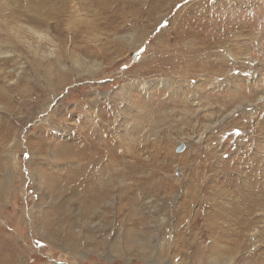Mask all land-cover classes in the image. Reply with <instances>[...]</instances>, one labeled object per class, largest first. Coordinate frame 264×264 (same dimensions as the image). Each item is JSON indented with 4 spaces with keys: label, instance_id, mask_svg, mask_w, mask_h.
Masks as SVG:
<instances>
[{
    "label": "rangeland",
    "instance_id": "obj_1",
    "mask_svg": "<svg viewBox=\"0 0 264 264\" xmlns=\"http://www.w3.org/2000/svg\"><path fill=\"white\" fill-rule=\"evenodd\" d=\"M0 18L9 263L264 264V0H0ZM237 20L257 35L231 60ZM109 162L113 194L84 211Z\"/></svg>",
    "mask_w": 264,
    "mask_h": 264
},
{
    "label": "bare ground",
    "instance_id": "obj_2",
    "mask_svg": "<svg viewBox=\"0 0 264 264\" xmlns=\"http://www.w3.org/2000/svg\"><path fill=\"white\" fill-rule=\"evenodd\" d=\"M122 1V3L123 4H130V3H132L133 2V0H121ZM209 22V21H208ZM250 24L251 22H243V21H234L233 22V25H232V28H231V25L228 27V30L227 31H224V32H221L222 34H223V37L221 38V40L219 41V43H222V44H227L228 43V46H229V48H227L226 47V50H228V52L230 53L229 54V56H231V60H235V59H238L239 57L237 56V54L232 50V48H231V46L229 45V43H231V37L232 36H236V35H240L241 37L240 38H238L237 40H234V41H232V42H234V43H236L237 45L239 44V45H245V43L246 42H251V40H252V37L253 36H256L257 34L255 33V30L256 29H254V28H252V27H248V24ZM230 24H232V23H230ZM254 24V23H253ZM254 26V25H253ZM239 27H241L240 29H239ZM251 28V29H250ZM238 29H239V31H238ZM244 29V30H243ZM193 30V29H192ZM259 30V29H258ZM36 31V30H35ZM223 31V30H222ZM261 32V31H260ZM176 33V32H175ZM184 33V32H183ZM2 34H3V27H2V20H1V18H0V60L2 61L3 60V58L5 57V55L6 54H8L7 53V50H5V49H3V45H4V41L2 40L4 37L2 36ZM187 33H185V34H180V33H177L176 35H175V38H177V41H178V43H182V38H183V36L184 35H186ZM220 34V33H219ZM132 36H133V34L131 33V34H129L128 36H125V37H127V38H129V39H131L132 40ZM191 37V36H190ZM244 37V38H243ZM42 38V37H41ZM123 38V37H122ZM188 38V37H187ZM193 38V37H192ZM184 39H186L185 37H184ZM219 39V38H218ZM165 40V39H164ZM191 38L188 40V46H190V48L192 49V48H194V47H192L193 46V44H194V42H192L191 43ZM194 40H196V39H194ZM240 40H242V41H244L245 43H242ZM108 41V40H107ZM185 42V41H184ZM196 43H197V41H196ZM196 43L194 44V45H196ZM246 44H248V43H246ZM161 45V44H160ZM175 46V45H174ZM200 46V45H199ZM201 46H202V44H201ZM159 47V46H158ZM196 47H197V45H196ZM247 47V46H246ZM178 48H180V49H178V51H180V52H183L182 50H184V49H182V46H179ZM200 48V47H199ZM198 49V48H197ZM166 50V49H165ZM187 50V49H186ZM101 51V50H100ZM99 51V52H100ZM184 52H186V51H184ZM191 52V51H190ZM189 52V53H190ZM98 53V52H97ZM169 55V54H168ZM188 55V54H187ZM209 55V54H208ZM217 56V54H214V57H215V67H218V66H223V64H222V61H221V57L219 58V57H216ZM222 56V55H221ZM188 57H189V55H188ZM190 57H191V55H190ZM166 58V57H165ZM169 58V57H168ZM195 58V57H194ZM172 59H173V57H172ZM244 59H246V57L244 58ZM248 59V58H247ZM165 60V59H164ZM163 60V61H164ZM186 60H187V58H186ZM189 60V59H188ZM187 60V61H188ZM0 61V62H1ZM163 61H162V64H163ZM176 61V60H175ZM204 61H205V63H206V65H204ZM202 63L203 64H201V67H203V68H205V69H208L209 68V66H208V63H213V59H211V58H204L203 60H202ZM178 64V63H177ZM186 64H188L187 62H186ZM214 64V63H213ZM176 67V66H175ZM213 67H214V65H213ZM89 68V67H88ZM210 69H211V67H210ZM222 69V68H221ZM6 75L4 74V70H3V68L2 67H0V97L4 94V92H5V84H4V79L6 78L5 77ZM56 78H58V79H60V76L59 75H57V77ZM14 82V81H13ZM250 89V88H249ZM200 94V93H199ZM201 95V94H200ZM253 97V96H252ZM202 100V99H201ZM114 142V141H113ZM112 142V143H113ZM31 154H34V150H33V148H32V146H31ZM107 149V148H106ZM95 151V150H94ZM69 152V151H68ZM68 152L67 151H61V152H59L58 154H57V156H56V161H65L67 158H68ZM103 152V151H102ZM111 152V151H110ZM113 152V151H112ZM71 153V152H70ZM69 153V154H70ZM114 153V152H113ZM112 153V154H113ZM81 155V154H80ZM32 156V155H31ZM113 156V155H112ZM112 160V159H111ZM30 161V160H29ZM32 162V161H31ZM74 162V161H73ZM66 163H67V161H66ZM110 163V162H109ZM114 165L115 164H107V166L105 165V166H103L102 168H100V169H96V171H97V173H99V175H98V177H94L95 178V184H94V186H89V184H87V185H85L84 183H81V187H83V189L85 190V191H87V194H88V192H90L93 196H90V194H88V195H86V196H89L90 197V199L88 200V201H85L84 202V199L82 198V199H80L79 201H80V204H81V207L83 208V210L84 211H86V210H88L89 208H93V205H95V204H102V201L104 200V198H108V197H111V195L113 194L112 193V191H113V189L115 188V186H116V180H117V175H116V169L114 168ZM67 166V168L66 169H68V172H70V173H72L73 172V175H70L69 176V178L70 177H74V172H77V174L76 175H78L79 176V174H80V172H81V174H85V173H82L83 171H87V166H89V165H85V164H83V163H80L79 164V166H82V167H79V169H75L76 168V165H75V167L73 168L72 167V164H69V163H67L66 165H65V167ZM73 168V169H72ZM35 170V169H34ZM67 171V170H66ZM35 172V171H34ZM82 175V176H83ZM97 175V174H96ZM95 175V176H96ZM78 176H76V177H78ZM80 177V176H79ZM114 180H115V184H114ZM61 183V185L65 188L66 186H68L69 185V181H67V180H65V181H60ZM105 183L107 184V188L106 189H104V190H101V187L103 186V185H105ZM3 185V184H2ZM1 184H0V196H2L3 194H4V192H3V189H6V188H4L3 186H2ZM65 189H67V190H69V188H65ZM101 190V191H100ZM71 193L73 192L74 193V196L77 198V193H75V189L72 191V190H69ZM6 192V191H5ZM80 193H82V194H84V191L83 190H80L79 191ZM74 197V198H75ZM113 199V198H112ZM69 200H72V198L71 199H69ZM76 200V199H75ZM74 200V201H75ZM93 200V201H92ZM79 201H76V202H79ZM95 201V202H94ZM98 202V203H97ZM104 203V202H103ZM100 204V205H101ZM67 205H65V207H66ZM58 210V209H57ZM56 210V211H57ZM58 211H62V212H60L59 214V217L60 218H64L65 219V217H66V215H68V210L66 209V208H61V207H59V210ZM82 211V210H81ZM83 212V211H82ZM61 220V219H60ZM75 246V245H74ZM2 248V247H1ZM3 254V253H2ZM4 256V255H3ZM3 256L1 255V252H0V264H11V263H9L8 262V260H6V258H5V256H4V258H3ZM14 260V259H13ZM18 260V259H17ZM10 261H11V259H10ZM16 262V261H15ZM13 264V263H12ZM19 264H22L21 262H19Z\"/></svg>",
    "mask_w": 264,
    "mask_h": 264
}]
</instances>
